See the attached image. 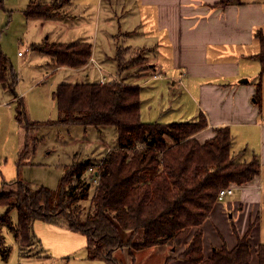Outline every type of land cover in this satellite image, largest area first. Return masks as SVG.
<instances>
[{"label": "trees", "instance_id": "1", "mask_svg": "<svg viewBox=\"0 0 264 264\" xmlns=\"http://www.w3.org/2000/svg\"><path fill=\"white\" fill-rule=\"evenodd\" d=\"M2 4V0H0ZM55 1L30 0L24 10L26 18L51 19L58 15ZM255 38L259 52L254 56L260 64L254 100L260 105L264 75V34ZM32 50L50 57L54 67L77 69L91 57V44H33ZM17 72L0 46V86L17 98L15 118L28 132L32 127L63 125L114 127L116 145L100 163L88 159L65 166L56 190L33 189L26 181H15V189L0 190V259L6 261L10 249L5 245L1 227L6 226L22 249L36 242L33 222L64 224L86 238V258L120 264L114 252L131 251L166 245L175 251L183 246L179 258L188 264H264V243L253 249L250 233L259 221L255 216L246 233H236L232 249L222 245L207 258L203 253L202 225L217 202L221 189L243 186L259 174L256 156L249 162H238L231 154V135L227 126L214 128V135L199 143L194 135L207 127L203 114L188 122H144L140 115L141 89L118 81L99 83H60L52 93L57 118L32 121L23 98H18ZM29 155L25 145L19 153V165ZM92 168L94 172H89ZM89 172V173H88ZM90 174V175H89ZM97 178L90 207V180ZM17 212L14 225L10 212ZM141 233V240L134 237ZM255 254L256 262H253ZM22 256V255H21Z\"/></svg>", "mask_w": 264, "mask_h": 264}, {"label": "crops", "instance_id": "2", "mask_svg": "<svg viewBox=\"0 0 264 264\" xmlns=\"http://www.w3.org/2000/svg\"><path fill=\"white\" fill-rule=\"evenodd\" d=\"M66 6L69 17L63 18L58 13L51 19H73V1ZM96 8L94 34L89 39L92 41L90 60L85 66L73 70L93 68L99 80L102 73L110 74L102 66H114L112 60L117 59L121 47L139 52L142 61L127 67L123 83L140 87L142 121L145 116L142 110L144 87L154 83V88L160 90L159 93L166 91L170 99L173 92L176 94V89H183L187 96L179 93L173 99L177 106L175 111L164 107L166 112L160 109L158 113L153 109V103L148 102L145 112L150 121L144 122H152L154 112L161 120L168 115L170 119L162 123L192 121L201 113L208 125L194 135L199 143L211 138L214 128L227 126L231 135V154L236 160L246 162L256 156L259 161V174L243 186H232V193L214 204L203 223L204 257H209L213 249H220L222 245L232 249L237 240L232 225L237 235L242 237L256 215L259 221L250 233V243L253 249L264 243L260 223V215L264 214V75L260 77V105L254 100L260 72V64L254 57L259 52L255 36L257 31L264 34V0H96ZM102 9H105L108 18L104 12L100 16ZM102 41L109 45L107 47L106 44L109 52L102 46ZM43 42L54 43L48 37ZM78 42H87V38ZM48 59L47 67L54 69L53 74L59 68H66L54 67L50 57ZM86 77L90 78L89 73ZM244 79L247 82H242ZM98 80L83 83H98ZM38 82L25 88L16 87L18 98H23L22 95L26 98L28 116L34 119H40V96L34 92ZM57 85L50 93L54 107L56 103L52 93ZM148 89L155 95L151 86ZM29 94L34 97L29 99ZM15 99L0 86V186L13 182L17 170L19 172L30 164L27 161L19 165L23 138L18 135L20 126L11 106ZM188 100L194 103V110L190 120H181L189 114L181 103ZM13 155L16 157L14 163L11 160ZM141 236L137 233L135 241L139 242ZM81 244L86 247L85 237ZM182 249L183 246H180L173 251L161 245L131 251L126 247L115 251L114 255L120 264H188L179 258ZM253 256V262H256L255 254ZM85 258L84 254L80 259L88 261ZM89 262L107 264L99 260Z\"/></svg>", "mask_w": 264, "mask_h": 264}, {"label": "rangeland", "instance_id": "3", "mask_svg": "<svg viewBox=\"0 0 264 264\" xmlns=\"http://www.w3.org/2000/svg\"><path fill=\"white\" fill-rule=\"evenodd\" d=\"M29 1L2 0V4H0V46L17 72L19 81L17 86L20 85L21 88H25L40 79L36 83L38 87L34 91L40 96V119H34L31 116L29 118L32 121H51L57 118V109L54 107L50 94L55 87L54 85L58 83H83L86 80L97 81L99 76L93 68L81 71L71 68H59L53 74L54 69L47 67L48 57L33 51L31 46L43 42L47 37L49 41L54 43H76L80 40L86 41V38L87 42L92 43L89 39L94 34L97 20L96 0H72L71 10L74 12L75 17L73 19L58 18L55 20L26 18L23 12ZM42 1L46 3L55 1L56 5L60 6L58 13L61 14V17H69L70 13L66 4H69L71 0ZM103 6L105 8V5ZM104 11L105 9H102L100 16ZM105 15L107 17V13ZM101 43L106 52H109L106 48L107 43L105 44L103 41ZM121 48L117 59L112 60L115 68L108 64H103L102 68L110 74L114 73L115 77L111 78V81L123 83L124 77L127 76V67L141 62L142 58H140L139 52L127 51ZM19 52L22 56H18ZM88 73L90 78L86 77ZM102 74L106 76L104 73ZM149 86L155 91V95L150 93ZM149 86L144 87L142 92V105H144L142 110L144 109V115L147 116L143 117L144 121H150L145 112L148 102L153 103L151 105L158 113L160 109L166 112L164 107L175 111L177 106L173 99L179 93L187 96L183 89L178 88L176 94L173 92L174 95H171L170 99L166 91L159 93L160 90L154 88V83ZM162 96L164 97L163 100H161ZM22 97L26 103L25 96L22 95ZM27 97L31 99L34 96L29 94ZM15 102H17V98ZM15 102L11 105L14 112ZM193 104L189 100L184 104L181 103L183 109H186L189 113L181 120H190V114L195 106ZM158 113L154 112V118H151L152 122L161 121L162 123L166 119H170L167 115L163 116V120H161V118H158ZM18 128V135L20 134L23 138L21 149L27 145L29 150V155L25 156L23 161H29L30 164L24 166L19 172L17 170L13 176V179H15L13 182H7L0 186V190L4 192L14 190L16 188L15 181L17 180H25L33 189L45 187L56 190L64 174L65 166L88 158L92 163L98 164L104 158L103 155L107 149L116 145V130L111 126L96 129L94 127H69L53 124L40 126L39 128L32 127L28 132L22 127ZM11 160L14 163L16 157L14 158L13 155ZM93 190L94 184L90 181L89 199L81 203L85 211L90 207ZM4 211L5 208L0 206V215ZM10 218L15 225L17 222V212L15 210L10 212ZM260 220L262 239L264 240V214L260 215ZM32 228L36 242L31 240L29 247L22 249L21 256L19 242L14 238L13 233L5 225L1 227L5 245L10 251L6 261L0 259V264H97V262L90 263L87 258L85 259L88 261L80 259L81 255L85 254L87 256L86 248L81 244V240L84 238L81 233L69 230L64 224L53 226L40 220L34 221ZM68 236H74L76 239L71 240ZM70 245H72L71 250H68ZM26 256L28 258H25Z\"/></svg>", "mask_w": 264, "mask_h": 264}, {"label": "built area", "instance_id": "4", "mask_svg": "<svg viewBox=\"0 0 264 264\" xmlns=\"http://www.w3.org/2000/svg\"><path fill=\"white\" fill-rule=\"evenodd\" d=\"M18 55H21V53L19 52ZM114 77H115L114 74H107L106 76L101 75L100 79L98 80V83L99 84H105L107 82H110L111 78H114ZM88 171L89 172H94V170L92 168H89ZM90 181H92V183L94 185L97 184V178H95V177H93ZM231 193H232V188L231 187L221 189L219 191V193H218L217 201H222L225 196L230 195Z\"/></svg>", "mask_w": 264, "mask_h": 264}, {"label": "water", "instance_id": "5", "mask_svg": "<svg viewBox=\"0 0 264 264\" xmlns=\"http://www.w3.org/2000/svg\"><path fill=\"white\" fill-rule=\"evenodd\" d=\"M242 82H247V80H246V79H244V80H242Z\"/></svg>", "mask_w": 264, "mask_h": 264}]
</instances>
